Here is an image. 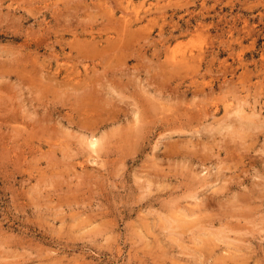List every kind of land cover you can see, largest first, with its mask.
Segmentation results:
<instances>
[{
	"label": "rangeland",
	"instance_id": "374dc122",
	"mask_svg": "<svg viewBox=\"0 0 264 264\" xmlns=\"http://www.w3.org/2000/svg\"><path fill=\"white\" fill-rule=\"evenodd\" d=\"M0 264H264V0H0Z\"/></svg>",
	"mask_w": 264,
	"mask_h": 264
},
{
	"label": "bare ground",
	"instance_id": "6f19581e",
	"mask_svg": "<svg viewBox=\"0 0 264 264\" xmlns=\"http://www.w3.org/2000/svg\"><path fill=\"white\" fill-rule=\"evenodd\" d=\"M131 2H132V1H131ZM132 3H133V2H132ZM133 6H134V5H133ZM138 13H139V12H138ZM139 15H140V14H139ZM180 56H181V55H180ZM182 57H184V56H182ZM177 58H178V57H177ZM173 59H174V58H173ZM180 59H181V58H180ZM180 59H179V60H180ZM181 61H182V60H181ZM181 61H180V62H181ZM183 61H184V60H183ZM176 62H177V61H176ZM180 62H179V63H180ZM239 108H240V107H239ZM252 109H253V108H252ZM241 110H242V109H241ZM253 110H254V109H253ZM237 111H238V110H237ZM242 111H243V110H242ZM251 111H252V110H251ZM254 112H255V111H254ZM242 113H243V112H242ZM247 113H248V112H247ZM235 114H236V113H235ZM239 114H240V113H239ZM239 114H237V115H239ZM239 116L242 117V115H239ZM243 117H244V116H243ZM248 117H249V116H248ZM239 118H240V117H239ZM249 118H250V117H249ZM92 141H93V138H92ZM92 141H91V139H90V142L93 144ZM94 141H95V140H94ZM90 142H89V143H90Z\"/></svg>",
	"mask_w": 264,
	"mask_h": 264
}]
</instances>
